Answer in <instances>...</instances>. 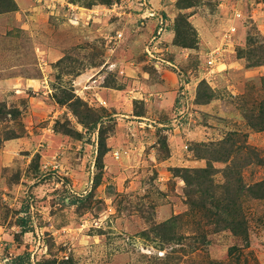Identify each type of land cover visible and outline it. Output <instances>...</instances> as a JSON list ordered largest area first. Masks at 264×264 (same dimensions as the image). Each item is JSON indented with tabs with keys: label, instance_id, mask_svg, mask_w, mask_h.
<instances>
[{
	"label": "rangeland",
	"instance_id": "obj_1",
	"mask_svg": "<svg viewBox=\"0 0 264 264\" xmlns=\"http://www.w3.org/2000/svg\"><path fill=\"white\" fill-rule=\"evenodd\" d=\"M141 1L0 14V264H264V0Z\"/></svg>",
	"mask_w": 264,
	"mask_h": 264
},
{
	"label": "built area",
	"instance_id": "obj_2",
	"mask_svg": "<svg viewBox=\"0 0 264 264\" xmlns=\"http://www.w3.org/2000/svg\"><path fill=\"white\" fill-rule=\"evenodd\" d=\"M146 4H147L146 0H143L139 3V6L141 7V9H144ZM146 13L149 14V17H153L156 15L154 10L148 9L147 7H146L144 14H146ZM237 17H240V14H238ZM160 25H161V28H160V33H161L163 31L162 26H164L162 16H161V20H160ZM235 32H236V27L234 25H231L229 27V29L227 30V32L225 33V36H224L223 40L219 43V45L216 46L215 48H213L212 50H210V52L207 54L206 66H207V68H210L211 71L213 70V68L215 66H217V64H222V58H223L224 53L227 51H230L229 48H231L234 44L233 35L235 34ZM211 74H212V72L209 75H211ZM114 155H115V157L119 156L118 153H115Z\"/></svg>",
	"mask_w": 264,
	"mask_h": 264
},
{
	"label": "trees",
	"instance_id": "obj_3",
	"mask_svg": "<svg viewBox=\"0 0 264 264\" xmlns=\"http://www.w3.org/2000/svg\"><path fill=\"white\" fill-rule=\"evenodd\" d=\"M18 10V5L15 2V0H0V14L1 13H7V12H14ZM262 122L264 124V107H263V111H262ZM262 192V187L260 189L257 190H250V194L253 197L256 198H260L261 197V193ZM218 203L217 207L218 209L221 211V214H225L228 215V213L230 212V216L233 217V221H236V216L233 214L235 212L234 208L236 207L237 201L236 199H233L232 197H229L225 200H223V202H219L216 201ZM170 223L166 224L169 225ZM237 223H235L236 225Z\"/></svg>",
	"mask_w": 264,
	"mask_h": 264
},
{
	"label": "crops",
	"instance_id": "obj_4",
	"mask_svg": "<svg viewBox=\"0 0 264 264\" xmlns=\"http://www.w3.org/2000/svg\"><path fill=\"white\" fill-rule=\"evenodd\" d=\"M37 1V3L38 2H41V1H43V0H36ZM38 5H39V3H38ZM40 7L39 6H36L35 5V10H38ZM116 67H117V69L119 68V66L118 65H116ZM122 73V72H121ZM163 79H165V80H169V75H167V74H164V76H163ZM166 85V89H163L164 88V86ZM172 85H174V84H172ZM159 86H160V90H158V91H155L156 92V94H155V92L153 93V92H149V94H147V96L145 95L144 96V94H143V96L142 97H144V99H143V101L144 102H164L165 101V99H164V101L162 100L163 99V96L165 95V98H167L166 100H168V102H170L171 100L170 99H172L173 101L172 102H175V90H174V88H170V83L167 81V82H162L161 84H159ZM163 86V87H162ZM143 87V86H142ZM174 87V86H173ZM144 88V87H143ZM142 89V88H141ZM110 95H111V98H114V97H118L119 95H120V93L122 92L121 90H119V89H115V88H111L110 87ZM165 90V91H164ZM139 94V93H138ZM156 95L155 96V100H152V97H153V95ZM174 95V96H173ZM158 97L159 98H161V99H158ZM112 101H113V99H111Z\"/></svg>",
	"mask_w": 264,
	"mask_h": 264
}]
</instances>
